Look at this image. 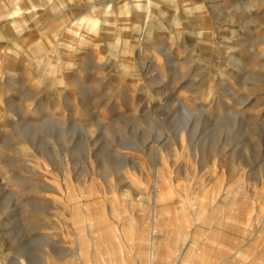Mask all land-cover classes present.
Returning a JSON list of instances; mask_svg holds the SVG:
<instances>
[{
    "label": "rangeland",
    "instance_id": "1",
    "mask_svg": "<svg viewBox=\"0 0 264 264\" xmlns=\"http://www.w3.org/2000/svg\"><path fill=\"white\" fill-rule=\"evenodd\" d=\"M187 260L264 264V0H0V264Z\"/></svg>",
    "mask_w": 264,
    "mask_h": 264
},
{
    "label": "bare ground",
    "instance_id": "2",
    "mask_svg": "<svg viewBox=\"0 0 264 264\" xmlns=\"http://www.w3.org/2000/svg\"><path fill=\"white\" fill-rule=\"evenodd\" d=\"M178 261V260H177ZM181 263H183V264H197V263H194L193 261H191V260H187V261H182ZM166 264H171V263H166Z\"/></svg>",
    "mask_w": 264,
    "mask_h": 264
}]
</instances>
